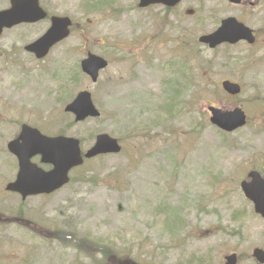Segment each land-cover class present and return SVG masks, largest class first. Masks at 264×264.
I'll use <instances>...</instances> for the list:
<instances>
[{"label":"rangeland","instance_id":"1","mask_svg":"<svg viewBox=\"0 0 264 264\" xmlns=\"http://www.w3.org/2000/svg\"><path fill=\"white\" fill-rule=\"evenodd\" d=\"M86 1L40 0L49 15L72 20L43 60L23 50L38 26L0 37V264H96V249L138 264H223L232 251L238 264H256L249 254L264 245V221L239 182L264 170V0H182L168 10L102 0L88 12ZM226 16L255 29V44L210 50L197 41ZM87 51L109 62L96 83L80 70L72 77ZM224 78L241 92H224ZM81 89L100 117L75 122L64 111ZM208 105L241 106L247 124L223 133ZM23 122L76 137L83 151L98 133L122 149L86 159L62 188L21 200L5 190L17 171L6 144ZM19 214L35 229L9 221Z\"/></svg>","mask_w":264,"mask_h":264},{"label":"water","instance_id":"2","mask_svg":"<svg viewBox=\"0 0 264 264\" xmlns=\"http://www.w3.org/2000/svg\"><path fill=\"white\" fill-rule=\"evenodd\" d=\"M178 0H142L144 4L153 2H163L167 5H173ZM34 8H31V12ZM10 17H8L9 19ZM38 18V17H37ZM35 18V19H37ZM20 20H33L30 17L18 18L17 20L10 19L6 25H11ZM1 23L0 25H2ZM67 18H52V26L47 32L37 41L30 45V49L43 56L50 46L58 40L65 37L68 33ZM239 38L250 37L249 30L242 24L230 18L223 22L222 27L210 35L203 36L201 40L209 42L214 46L222 41L234 42ZM106 62L101 58L90 55L83 60L82 66L95 80L98 69L104 67ZM224 88L230 93H238L240 88L236 83L229 81L223 82ZM66 110L76 113L77 119H82L87 115H97L94 105L92 104L90 94L88 92L79 93L72 103L66 106ZM212 116L211 122L220 128L231 131L245 123V113L239 107L233 110L222 111L220 109L210 107ZM29 128H25L22 132L24 140L18 144L16 140L11 141L9 149L18 157L19 171L16 179L7 185V189L19 192L23 198L29 194L49 193L68 181V171L71 167L82 162L78 141L71 138L56 137L47 138L39 136L37 133L31 134ZM120 149L117 140L108 135H99L94 146L87 151L85 156L90 157L100 152H116ZM36 153L42 154L41 161L53 164V168L49 171H44L32 164L29 159ZM251 180L243 181L241 186L246 194L255 204V209L264 215V179L257 172H250ZM255 255L261 261H264V251H255ZM233 257L228 258L227 264H234Z\"/></svg>","mask_w":264,"mask_h":264},{"label":"flooded vegetation","instance_id":"3","mask_svg":"<svg viewBox=\"0 0 264 264\" xmlns=\"http://www.w3.org/2000/svg\"><path fill=\"white\" fill-rule=\"evenodd\" d=\"M1 1H7V5H0V9H3V8H6V7H8L9 5H10V3H11V1L12 0H1ZM247 3L249 2V0H245ZM39 4L44 8V6L40 3V0H39ZM44 22H45V20H42V21H39V22H36V23H33V24H19V25H17V26H15V27H12V28H10V29H7V30H9V31H17L16 30V28H34V26L36 25V26H38V29H37V31H35L34 32V35H36V34H38L36 37H34V38H32V39H30V40H34V39H36L41 33H43L44 31H45V25H44ZM41 31V32H40ZM28 35H31V34H27L26 36H28ZM29 40V41H30ZM28 41V42H29ZM27 54H29V55H32V54H30L29 52H26ZM33 56V55H32ZM29 125L28 123H26V122H24V123H22V125L21 126H23V125ZM19 133V132H18ZM18 133L16 134V136L18 135ZM15 136V137H16ZM262 248H264V245L263 246H261ZM196 260V258H194L193 260H192V262H194ZM106 264H131V263H125V262H122L121 261V258L120 257H107V261H106ZM172 264V263H171ZM173 264H190L188 261H182V262H179V263H177V262H175V263H173ZM264 264V263H263Z\"/></svg>","mask_w":264,"mask_h":264},{"label":"trees","instance_id":"4","mask_svg":"<svg viewBox=\"0 0 264 264\" xmlns=\"http://www.w3.org/2000/svg\"><path fill=\"white\" fill-rule=\"evenodd\" d=\"M67 239H71V241H74V238H70V237H69V238H67Z\"/></svg>","mask_w":264,"mask_h":264}]
</instances>
